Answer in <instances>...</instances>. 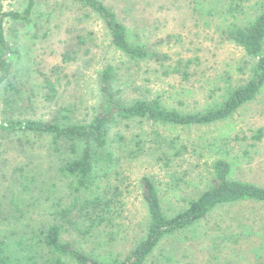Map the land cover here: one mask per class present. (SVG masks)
Masks as SVG:
<instances>
[{"label":"rangeland","instance_id":"374dc122","mask_svg":"<svg viewBox=\"0 0 264 264\" xmlns=\"http://www.w3.org/2000/svg\"><path fill=\"white\" fill-rule=\"evenodd\" d=\"M104 1L118 12L134 37L146 42L152 50L168 55L165 67L173 70L192 60L190 71L194 74L185 79L182 74H167L156 60L131 61L112 45L98 17L86 14L68 0H40L39 9L48 13L46 37H32L29 27L7 25L12 41L24 53L20 73L23 99L13 109L0 110V123L9 118L52 120L63 108H69L67 114L74 120L88 119L99 99L98 72L107 64L118 70L125 97L144 94L159 97L164 104L181 111L203 109L213 99L210 95L217 86L247 79L238 69L244 51L225 40L222 30L232 23L246 22L264 6V0ZM1 3L7 11L23 10L26 5L24 0ZM213 4L217 9L212 12ZM79 32L93 34L89 42L91 53L65 63L62 60L65 43ZM89 57L91 66L86 68L83 61ZM44 74L54 81L59 79L58 92L52 98L46 95ZM125 124L129 126L121 124L118 131L131 136L138 132L151 134L157 129L169 138L179 136L190 151L172 167L164 166L149 151L125 161V205L115 228L116 240L110 246L116 253L128 252L145 226L147 213L140 185L144 174L158 181L167 210L180 207L183 197L198 188L195 184L208 176L212 162L218 157L233 162L234 177L264 185V138L255 147L250 145L254 142L252 133L264 128V90L226 122L192 127ZM222 136H228L230 146H223ZM245 136L250 138L244 139ZM49 142L48 138L35 134L0 131V234L11 228L19 232L37 229L54 218L55 196L61 197L62 204L69 201V190L57 174L46 181L47 190L34 187L33 178L41 182L38 176L48 173V167L56 160ZM150 145L153 146L148 142L147 147ZM224 147L230 150V156L225 154ZM246 149L249 153L243 154ZM50 183L55 187L51 194ZM14 207L19 211H14ZM18 214L20 219L15 218ZM66 231L64 238L76 245L88 250L98 248L92 238L84 239L71 225ZM146 264H264V203L244 201L220 207L195 227L164 239Z\"/></svg>","mask_w":264,"mask_h":264},{"label":"trees","instance_id":"16d2710c","mask_svg":"<svg viewBox=\"0 0 264 264\" xmlns=\"http://www.w3.org/2000/svg\"><path fill=\"white\" fill-rule=\"evenodd\" d=\"M24 1L23 10L7 11L0 0V110L13 109L23 99L20 73L24 53L12 41L8 23L29 27L34 38L48 35L44 30L48 13L39 9L40 0ZM68 1L86 14L98 17L112 45L129 60L136 63L156 60L167 74H182L185 79L194 74L190 71L192 60L173 70L165 67L168 55L152 50L146 42L134 37L118 12L104 0ZM213 7L212 12L217 9V6ZM92 35L91 32H79L68 38L62 53L63 62L76 61L81 54L89 55ZM222 37L244 51L245 57L238 69L246 74L247 79L225 87L217 86L210 95L213 99L203 109L181 111L164 104L159 97L145 94L127 98L118 70L107 64L98 72L99 99L88 119L74 120L67 114L69 108H63L52 120L9 118L0 123V131L8 134L21 131L48 138L51 152L57 155L56 160L48 167V173L38 176L41 182L33 178L34 187L47 190L46 181L57 174L64 179L69 190L66 204H62L59 195L55 196L54 218L41 227L25 232L11 228L8 233L0 234V264H146L164 239L195 227L220 207L244 201L264 203V185L234 177L233 162L226 157H218L212 162L208 176L202 182L200 180L199 185L195 184L198 188L183 197L178 209L164 208L158 181L154 176L144 174L140 185L147 213L145 226L134 238L128 252L121 255L110 247L116 240L118 231L115 228L119 226L125 205V161L149 151L164 166L172 167L177 159L190 151L179 136L169 138L157 129L151 134L138 132L129 136L118 131L120 125L128 127L129 124L125 123L138 122L192 127L226 122L255 101L264 90V6L246 22L232 23L224 28ZM195 60L199 61L198 58ZM83 62L88 68L92 59L84 58ZM44 77L46 95L52 98L58 92L59 79L54 81L46 74ZM250 137L254 140L250 145L255 147L256 142L264 138V128L259 127ZM221 139L223 146H230L228 136ZM148 142L153 146L147 147ZM240 145L242 149L243 145ZM229 151L225 148V154L229 155ZM242 152L248 154L249 149ZM53 189L54 184L50 183V194ZM12 209L19 211L17 207ZM18 215H15L16 219L21 218ZM68 225L84 239L92 238L94 247L98 248L88 250L65 239Z\"/></svg>","mask_w":264,"mask_h":264}]
</instances>
